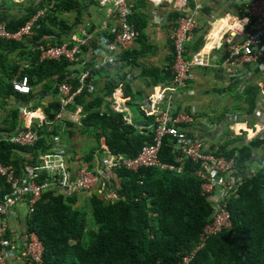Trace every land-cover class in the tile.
Returning <instances> with one entry per match:
<instances>
[{"label":"trees","instance_id":"obj_1","mask_svg":"<svg viewBox=\"0 0 264 264\" xmlns=\"http://www.w3.org/2000/svg\"><path fill=\"white\" fill-rule=\"evenodd\" d=\"M133 1L135 5L129 22L139 32L136 42L141 46L139 49L123 52L116 62L136 67L141 58L154 51V46L145 33L149 25L147 0ZM51 2H54L53 8L44 17L37 19L32 35L22 41L0 38V101L11 98L22 101L33 99L32 92L20 95L13 90V80H20L23 76L28 77L32 90L40 85L42 93H50L55 97L59 94L60 83L68 82L73 91L80 86L79 75L70 70L78 63L65 60L40 61L39 53L33 50V45L41 43L56 46L71 41L68 38L73 33L74 26L79 24V15L89 5V1H29V5L20 4V13L14 14L12 9L17 2L0 0V24H6L9 31L16 32L40 10L49 7ZM66 13H75L78 21L67 22L62 18ZM177 17L178 13H171L168 20L172 23ZM112 35L102 33L91 46L95 50H105ZM197 44L200 49L196 50ZM203 46V39H199L190 50L198 53ZM81 49H88V45ZM171 52L172 64L166 70L161 72L151 68L143 71L155 85H169L172 82V44ZM25 63H29L28 68H25ZM88 70L90 74L86 83H91L94 90L89 92L84 86L75 98L74 103L81 106L83 115L79 127L68 121L55 122V115L60 107V103L55 100L43 107L52 129L49 131L47 127H41L35 146L20 148L6 139L23 128L20 109H6L5 117L0 120V162L13 165L17 176L22 173L25 165L36 163L38 155L49 150L52 136L62 139L64 134L68 139L73 136L75 128L83 133L89 132L93 138L94 148L81 159L83 164L79 166L83 165L90 172L94 169L95 153L100 151L102 139L113 154L127 158L137 157L145 146L153 143L152 126L155 120L147 116L143 105H135L134 96L129 95V86L124 85L125 98H132L128 105L137 107L139 115L145 119L143 128L136 127L135 122L128 126L126 114L115 113L110 109L112 93L121 83L106 81L102 92L98 93L97 83L92 82V78L99 71L94 68L93 63ZM232 87L234 95H237L235 110H239V104H245L246 115L252 116L257 107L260 89L246 85ZM68 109L74 110V105H70ZM228 112L227 109L218 119V126L228 122ZM67 128L69 130L64 131ZM230 134L229 130L222 132L220 140L226 139V135L232 138L220 143L217 155L231 159L238 154L236 171L238 175H243L263 158L264 136L245 145V138ZM214 152L215 148L209 149V153ZM181 157L175 152L173 140L167 138L163 142L160 160L164 164L182 168L180 174L156 168L143 169L138 173L124 170L111 173L114 203L95 193L70 198H63L50 191L44 193L35 204L32 215L26 220L27 230L36 233L42 242V264H179L182 257L197 246L201 233L214 216V207L202 192L203 182L198 176L200 165L190 161L178 162ZM6 193L5 188L0 191V200ZM81 199L83 204L77 206ZM227 200L233 226L210 237L190 264H264V169L258 170L252 177H245L240 194L231 195ZM86 211H89L94 223Z\"/></svg>","mask_w":264,"mask_h":264},{"label":"built area","instance_id":"obj_2","mask_svg":"<svg viewBox=\"0 0 264 264\" xmlns=\"http://www.w3.org/2000/svg\"><path fill=\"white\" fill-rule=\"evenodd\" d=\"M91 1L95 8L103 9L105 15L97 33L113 34L112 40L106 45L105 57L97 66H114L116 58L136 42L139 32L130 24L129 17L133 13V0H85ZM152 7L163 9L171 14L175 0H147ZM211 1V0H203ZM201 0H180L181 6L176 9L178 17L171 23L170 40L173 48L172 82L155 88L149 97V107L143 106L149 118H154V140L145 146L135 158H127L113 154L108 146L100 145V151L95 158L94 169L90 172L83 165L69 168V157L66 146L59 136H52L49 141V150L38 155L36 163L25 165L22 173L17 176L13 165L0 162V191L5 188L7 193L0 200V264H42L44 248L36 233L28 231L26 220L33 213L35 204L47 191L63 198L74 195L95 193L105 200L114 203L115 198L111 190V173L124 170L138 173L143 169L156 168L161 171L177 172L182 168L164 164L160 160L163 142L171 138L175 152L182 157L178 162L190 161L200 165L198 176L202 180V192L214 207V216L200 235L197 246L184 255L179 264H190L195 255L202 249L207 240L233 226V217L229 212L227 198L238 196L244 184L245 177L254 176L258 170L264 169V156L256 165L243 175L236 171L238 154L227 159L214 153H209L204 141L191 138L188 129L198 123L195 110L186 112L177 111L173 97L184 90L191 79L194 69H215L224 73L233 85H245L256 77L258 67L264 73V0H242L239 16L233 20L227 19L224 26L216 27V21L206 37L205 46L214 32V39L219 43L213 46L209 54H204V47L198 53L191 55L188 45L193 40L195 30L199 28L198 14L203 10ZM50 6L40 10L25 26L16 32L8 30L6 24H0V38L7 41H22L32 35L34 25L39 17H44ZM169 11L167 12L166 10ZM69 14V13H66ZM236 27V28H235ZM79 34L71 37L60 45L50 46L38 43L33 50L38 51L39 60L62 61L78 63L83 55L82 47L86 46L92 36L82 27ZM235 28V29H234ZM81 36V38H79ZM263 59L262 63L259 62ZM28 68L29 63L24 64ZM89 70L79 75L80 86L73 91L68 82L58 84V95L61 97L59 111L55 115L56 123L71 122L80 126L83 117L80 105L74 103L77 95L85 86L92 91L91 83L87 84ZM13 90L20 95L32 92L27 76L20 80H13ZM87 84V85H85ZM260 91L262 89L259 87ZM112 111L124 114L125 98L123 85L118 86L112 93ZM264 100V94L258 96ZM31 102V101H30ZM74 105V110L68 107ZM30 105L20 110L21 129L15 132L7 141L20 148L34 147L39 139L38 130L47 127L50 131L52 124L48 122L44 110H30ZM240 114L228 116L227 129L235 137L246 139L244 144L253 142L264 136V122L252 124L249 127L240 117ZM204 127L212 133L218 125L204 120ZM128 126L132 122L128 120ZM101 155V157H99Z\"/></svg>","mask_w":264,"mask_h":264},{"label":"crops","instance_id":"obj_3","mask_svg":"<svg viewBox=\"0 0 264 264\" xmlns=\"http://www.w3.org/2000/svg\"><path fill=\"white\" fill-rule=\"evenodd\" d=\"M177 2L178 4H180V0H175V2L173 3L171 7L173 11L172 13L176 12V9L178 8L176 7ZM202 3L204 5V8L198 14L199 28L194 32L193 40L188 45L189 49L193 48L194 44H196L199 39H203L205 46V39L211 29L212 24L216 21L215 30L219 26L223 27L224 22L226 23L227 19L233 20L235 17L239 16V10L242 8V0H211L203 1ZM89 5L84 7L81 11V14L79 15L80 18L87 20L86 23L83 25L77 24L76 26H74V31L68 38V40H71V37H74V35L79 34L78 30H76V27H79L78 29L83 27L86 33L88 32L87 34H90L92 36L91 40L87 43L88 49L82 50L83 55H81V59L78 62V65L70 68V70L73 71L75 75H80L83 71L88 70L91 63H93L94 66H97L100 60L105 57L104 55L106 53L105 50H95L93 49V46H91L96 41V39L100 35H102L101 33L97 32L100 23L103 20V15L98 12L97 8H95L94 4L90 3V1ZM162 10L163 9L154 8L148 3L147 13L149 14V25L145 33L147 32L146 35L149 39V42L154 46V51L152 53L147 54L146 57L141 58L139 60V66L131 67L126 66L124 64H118L116 62L114 66L94 67L99 71L98 75L92 78V82L97 83L96 91L98 93L102 92V86L106 81H119V83H121L119 85H123V89H125L124 85L127 84L129 86V95L134 96L135 105H142L143 102L146 99H149V97L154 93L155 88L166 85V83L155 85L152 82L151 78L143 74V71L145 69L151 68L159 69L162 72L163 69L166 70L168 66L170 67L172 64L170 40L171 22L168 20L169 14H166L165 16L159 14V12ZM86 13H91V18L87 19ZM63 15L62 18L68 22L66 17L69 14ZM71 23H73V21ZM148 32H150V34H148ZM212 35H214V32L210 36L211 42L207 45V49L204 54H209L213 46H215L213 45L214 40L212 39ZM79 38H81V36H79ZM140 46V44L135 42V44L128 50H136L139 49ZM190 54L193 55L196 53L190 51ZM262 61L263 59L259 60L260 63H262ZM255 72L257 75L252 80L251 86L253 85V81H258V83L252 87L259 88L258 86L262 85V92L264 94V73L258 67H256ZM71 77H73V75H71ZM205 84L208 85L206 91L208 96L196 97L202 93V89ZM232 85L233 84L229 81V79L226 78L224 73H222L221 71L215 69H195L191 74L190 82L187 83L186 88L184 90H181L177 95L173 97V103L176 106L177 110L180 111L181 109H185L184 111L186 112H191L192 110L196 111L195 117L200 119V121L198 123H195L194 126L188 129V134L195 139L206 142L208 150L211 148L218 149L220 143H225L226 139L228 140V138L230 139L232 137L228 136V134L226 135V137H224L226 139L222 138L220 140L221 134L227 129V126L221 124V126H218V131L216 133H212L208 131L206 127H204V125L202 124L204 120L210 121L211 123L217 125L219 122L218 119L228 109L229 112L226 113L227 117L230 115L240 114L239 117L250 124H256L262 121L264 122V100L258 99L259 104L262 106L260 111H258L259 114H256L255 109L254 114L252 116H247L245 104H239V110H235V98L237 97V95H234V88L232 87ZM212 87H214V90L210 91ZM93 90L94 87L92 88V91ZM210 92H213L215 96H209ZM32 97L33 99H31V102L22 101L20 99L14 98L6 99L4 102L0 101V120L1 118L5 117L6 109L18 108L21 110L23 106H28L29 103L30 109L33 108V110L41 111L43 110V107H47L51 102L57 99V97L52 96L50 93H42V87L40 85H37L33 88ZM127 99L128 100L124 104V108L126 110L124 114L128 116V120L131 121L132 124L133 122L137 124H146L144 118L142 121H140L132 116L130 105H128L132 98ZM224 101L226 102L223 104ZM137 102L141 104H137ZM189 103H191L192 105H189ZM237 111L240 112L238 113ZM137 124L136 127L143 128L142 126H139ZM65 130H69V128L64 129V131ZM80 131L81 130H74L73 136H70V138L68 139L64 137V134L62 135V139L60 138L62 143L67 147L66 153L69 157V162L67 165L70 169L77 168L81 164H83L81 163L83 162L81 159H84V156L86 155L84 153L86 152L84 151L85 146L91 149L94 148L93 138L87 140L85 138H82L83 132ZM100 145L107 146L105 140L103 139L100 140ZM97 153L98 152L95 153V158L98 155Z\"/></svg>","mask_w":264,"mask_h":264},{"label":"rangeland","instance_id":"obj_4","mask_svg":"<svg viewBox=\"0 0 264 264\" xmlns=\"http://www.w3.org/2000/svg\"><path fill=\"white\" fill-rule=\"evenodd\" d=\"M6 1H8V2H17V3H14V8L12 9V13H14V14H19L20 13V10L22 9V7H20L21 5L20 4H24V5H29V1H31V2H35V0H18V1H16V0H6ZM148 3V2H147ZM135 5V4H134ZM150 5H151V3H150ZM152 6V5H151ZM180 6H181V2H180V4H178V2L176 3V7H178L177 9H179L180 8ZM97 10H98V12L101 14V15H105V12H104V10L103 9H98L97 8ZM133 10H134V6H133ZM167 12L169 11V9L168 10H166ZM159 14H161L162 16H165L167 13L164 11V10H162V11H160L159 12ZM64 16V15H63ZM62 16V17H63ZM67 16V15H66ZM86 17H87V19H89V18H91V13H86ZM67 18V20H68V22H74V21H78V19H77V17H76V14L75 13H69V15L66 17ZM86 19H82V18H80L79 17V25H83V24H85L86 23ZM147 33V32H146ZM148 34H150V32H148ZM150 36V35H149ZM135 44V43H134ZM133 44V45H134ZM132 45V46H133ZM206 47V46H205ZM204 47V48H205ZM129 48H131V47H129ZM197 49H200V46L197 44L196 45V50ZM196 52V51H195ZM195 70V69H194ZM207 70H211V69H207ZM192 72H193V70H192ZM191 72V73H192ZM194 75V74H193ZM220 77V76H219ZM223 79V78H222ZM252 80L253 79H251V80H249V81H247L246 83H245V85L246 86H251V84H252ZM262 80V79H261ZM258 83V81H253V85L252 86H254V85H256ZM258 87H260L261 89H263V87H262V85H259ZM207 88H208V85L207 84H205L204 85V87H203V89H202V93L199 95V96H196V97H207L208 95H207ZM214 90V87H212L211 88V90L210 91H213ZM263 94V92L262 91H259L258 92V96H260V95H262ZM220 95V94H219ZM152 96V95H151ZM209 96H212V97H214L215 95L213 94V92H210V94H209ZM57 97V99H56V101H58V102H60V100H61V97L58 95V96H56ZM226 101H224L223 102V104L225 103ZM189 105H192L191 103H189ZM189 108V107H188ZM262 108V106L259 104V102L257 103V107H256V114H259V112L258 111H260V109ZM130 109H131V111H132V116L134 117V118H136V119H138V120H140V121H142L143 120V118L139 115V112H138V108L137 107H134V106H132V107H130ZM187 109V108H186ZM181 110H185V109H181ZM30 112L31 111H33V108H31L30 110H29ZM244 121V120H243ZM246 123L245 124H247L249 127H251L252 126V124H250V123H248L247 121H245ZM78 130V128H75V131H77ZM226 132L228 131V129H226L225 130ZM89 133V132H88ZM88 133H83V137L82 138H85L86 140L87 139H91V137H90V135L88 134ZM246 141V139H244V142ZM91 150V148H87V146H85V149H84V151H86V152H84L85 154H87L89 151ZM99 157H101V155H99ZM83 203H82V199H81V203L79 204V205H77V206H80V205H82ZM86 213H88L89 214V218L91 219V221L94 223V221H93V218H91V216H90V213H89V211H86Z\"/></svg>","mask_w":264,"mask_h":264},{"label":"water","instance_id":"obj_5","mask_svg":"<svg viewBox=\"0 0 264 264\" xmlns=\"http://www.w3.org/2000/svg\"><path fill=\"white\" fill-rule=\"evenodd\" d=\"M137 104H141V103H139V102H137ZM143 105L145 106V107H149V99H146L144 102H143ZM137 125H139V126H142V127H144V125H145V123H138Z\"/></svg>","mask_w":264,"mask_h":264},{"label":"bare ground","instance_id":"obj_6","mask_svg":"<svg viewBox=\"0 0 264 264\" xmlns=\"http://www.w3.org/2000/svg\"><path fill=\"white\" fill-rule=\"evenodd\" d=\"M210 36H211V35H210ZM212 39L214 40L213 45H217V44L219 43V40H215L213 35H212ZM206 49H207V46L204 48V52L206 51ZM211 50H212V49H211ZM204 52H203V53H204Z\"/></svg>","mask_w":264,"mask_h":264},{"label":"clouds","instance_id":"obj_7","mask_svg":"<svg viewBox=\"0 0 264 264\" xmlns=\"http://www.w3.org/2000/svg\"><path fill=\"white\" fill-rule=\"evenodd\" d=\"M258 99H259V98H258ZM142 105H143V104H142ZM224 125H227V123H226V124L224 123Z\"/></svg>","mask_w":264,"mask_h":264}]
</instances>
